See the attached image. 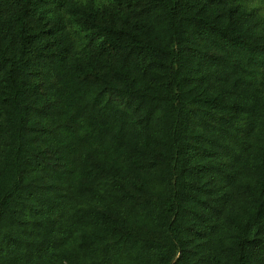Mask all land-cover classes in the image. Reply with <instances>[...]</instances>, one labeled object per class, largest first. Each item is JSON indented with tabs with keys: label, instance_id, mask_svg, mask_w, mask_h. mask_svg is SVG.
Returning <instances> with one entry per match:
<instances>
[{
	"label": "trees",
	"instance_id": "trees-1",
	"mask_svg": "<svg viewBox=\"0 0 264 264\" xmlns=\"http://www.w3.org/2000/svg\"><path fill=\"white\" fill-rule=\"evenodd\" d=\"M261 11L0 0V264H264Z\"/></svg>",
	"mask_w": 264,
	"mask_h": 264
},
{
	"label": "rangeland",
	"instance_id": "rangeland-1",
	"mask_svg": "<svg viewBox=\"0 0 264 264\" xmlns=\"http://www.w3.org/2000/svg\"><path fill=\"white\" fill-rule=\"evenodd\" d=\"M255 3H259L260 6H261V8L264 10V4H263V3L261 4V1L255 0ZM261 12H263V11H261ZM263 13H264V12H263Z\"/></svg>",
	"mask_w": 264,
	"mask_h": 264
}]
</instances>
